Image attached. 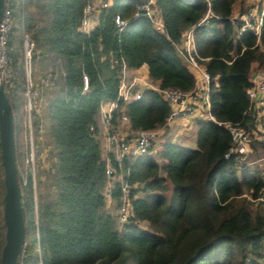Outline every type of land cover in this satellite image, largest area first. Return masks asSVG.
<instances>
[{
    "label": "trees",
    "instance_id": "trees-1",
    "mask_svg": "<svg viewBox=\"0 0 264 264\" xmlns=\"http://www.w3.org/2000/svg\"><path fill=\"white\" fill-rule=\"evenodd\" d=\"M97 23L81 31L83 9L93 0H12L9 39L13 86L8 92L15 127V161L24 215V264H264V170H235L224 158L230 133L219 122L244 123L253 66L264 71V13L259 38L232 21L255 7L252 0H154L163 30L140 10L146 0H104ZM259 10L262 5L259 4ZM236 7L238 10L236 11ZM209 10L208 23L194 29L197 53L213 81V120L195 117L196 149L165 142L156 153L125 158L106 176L98 119L100 104L117 97L121 65L147 73L162 88L190 91L194 75L177 51L184 32ZM119 15L127 24L118 29ZM35 47L32 73L46 106L32 115L35 171L24 124L25 75L20 34ZM88 89L82 90V75ZM171 104L153 90L140 99L118 100L110 131L134 137L164 126ZM127 124H121L122 117ZM218 122V123H217ZM25 129V128H24ZM28 132V128L26 129ZM23 140V141H22ZM103 143V145H102ZM264 143V142H263ZM264 150V146L262 147ZM108 160V161H107ZM32 167V168H31ZM119 169V170H118ZM35 173V174H34ZM127 185L126 193L121 190ZM111 180L110 195L106 186ZM3 169L0 166V252L4 243ZM124 195L131 215L123 224ZM148 222L154 231L140 226ZM18 260V261H19Z\"/></svg>",
    "mask_w": 264,
    "mask_h": 264
},
{
    "label": "built area",
    "instance_id": "built-area-1",
    "mask_svg": "<svg viewBox=\"0 0 264 264\" xmlns=\"http://www.w3.org/2000/svg\"><path fill=\"white\" fill-rule=\"evenodd\" d=\"M12 0H5L3 14L0 20V86L3 87L6 93L10 92L13 86V70L10 66V47L9 39L12 32L14 20L10 8ZM154 0H146L141 6L140 10L144 11L145 15L151 20L157 30H163V23L158 15ZM108 1L93 0V2L86 4L83 9V16L81 21V31L88 33L97 23L101 8L107 7ZM264 13V5L259 10L249 9L240 14L232 15L231 20L240 23L241 32H251L259 38L262 26V18ZM211 13L209 10L206 14L192 27L188 28L183 34V43L177 46V51L182 57L184 63L194 75V88L190 91H181L176 88H162L157 81L149 77L147 72L140 69L129 70L126 64L122 62L120 81L118 85L117 97L114 100L105 101L100 104L98 119L103 130V140L106 147V155L109 152L113 153L116 166H112L107 162L106 176L110 179L116 172L118 167L122 168L125 158H133L136 155L143 153H156L160 147H156V139L163 133L165 128L174 122H178L185 116H190L196 110L201 111L200 117L207 120H213L210 114V97L209 92L213 78L210 73L204 68L200 61L206 60L201 57L196 50L194 39V29L197 26L208 23ZM114 24L118 29L123 28L127 24V20H123L119 15H115ZM20 55L23 64L25 75L24 96L25 107L27 110L28 129L32 138V115L36 114L42 116L46 102L41 92L46 85V78L40 77L41 86L38 85L36 78L32 73V60L34 52V41L30 34L24 32L22 29L20 34ZM249 79L251 87L247 90L249 105L244 112V123H230L219 122L228 129L231 137L230 147L224 154V158L233 157L236 160L235 170L240 172L244 169H251L255 161H250L251 153L255 146H264V71L256 67L250 71ZM82 90L88 89V77L86 74L82 75ZM144 90H153L160 94L163 99L168 101L172 110L166 118L165 124L162 127L155 129H148L139 131L134 137L125 138V134L110 131V118L112 111L117 107L118 100L122 99L124 102L130 99H140ZM125 116L121 119V124H127ZM218 123V122H217ZM33 155V143L31 140ZM0 166H1V150H0ZM118 169V170H119ZM252 170V169H251ZM254 171V170H253ZM121 181V190L126 193L127 185L123 183L121 174L119 175ZM106 186L105 193L110 195L111 180ZM128 200L124 195V201ZM258 201L264 205V195L257 198ZM131 215L130 204L126 201L119 209V221L124 223ZM23 247L21 255L23 253ZM20 258V255H19ZM18 258V260H19ZM17 264H24L19 260Z\"/></svg>",
    "mask_w": 264,
    "mask_h": 264
},
{
    "label": "water",
    "instance_id": "water-1",
    "mask_svg": "<svg viewBox=\"0 0 264 264\" xmlns=\"http://www.w3.org/2000/svg\"><path fill=\"white\" fill-rule=\"evenodd\" d=\"M5 0H0V20ZM15 127L8 94L0 86V150L3 169L4 243L0 252V264H17L24 245L25 225L15 161Z\"/></svg>",
    "mask_w": 264,
    "mask_h": 264
},
{
    "label": "rangeland",
    "instance_id": "rangeland-1",
    "mask_svg": "<svg viewBox=\"0 0 264 264\" xmlns=\"http://www.w3.org/2000/svg\"><path fill=\"white\" fill-rule=\"evenodd\" d=\"M255 4V7H253L252 9H259V4H261L262 6L264 5V0H252L248 3H245V6L247 4ZM238 10V7H236V11ZM234 14H236V12H234ZM183 43V40L181 41V44ZM21 48V47H20ZM20 53V52H19ZM20 59H21V55H20ZM18 118L21 119L22 125L24 124V126H22L23 128V135L25 134V139L24 140H28V144H29V155L28 158L26 159L27 161H31V165H33V172L35 171V161H36V157L34 154V146H33V155H32V159H30L31 156V140L33 138H31V133L28 129V132L26 131V129L28 128V122H27V110L25 105L22 108V116H21V112H18ZM180 121V120H179ZM178 121V122H179ZM181 122V121H180ZM184 124L180 125V128L182 129L183 133L182 135L179 137L177 136L178 131H180V129L178 128L179 126H172V124H169V126L167 128H165V130L163 131L162 134L159 135V137H157L156 139V147H161L165 142H175V143H179L187 148L190 149H196L197 147V143H196V125H195V120L193 118H188L182 121ZM31 125H32V119H31ZM172 126V127H171ZM33 133V132H32ZM23 141V140H22ZM103 145V143H102ZM259 159V160H258ZM250 161L254 160L255 164L252 165L251 169L254 170V172L258 173L259 171H263L264 170V150H255L254 154L251 155ZM32 168V167H31ZM238 174H240V172H237ZM35 174V173H34ZM140 226L154 231V228L148 223V222H141Z\"/></svg>",
    "mask_w": 264,
    "mask_h": 264
},
{
    "label": "crops",
    "instance_id": "crops-1",
    "mask_svg": "<svg viewBox=\"0 0 264 264\" xmlns=\"http://www.w3.org/2000/svg\"><path fill=\"white\" fill-rule=\"evenodd\" d=\"M254 68H255V66H253V67L251 68V70L254 69ZM139 69H140L141 71H143V72H147V67H146V66H142V67L139 68ZM200 115H201V111H200V110H198V111L196 110V111H195L193 114H191L190 116L187 115V116H185L183 119H181V120H180L181 122H180V121H179V122L176 121V122L172 123V126H174V125H175V126H179L178 128L180 129V131H178L177 136L180 137V136L182 135V133H183L182 129L180 128V125H181V124H184L182 121L185 120V118L188 119V118L190 117V118H193V119H194L195 117H200ZM172 126H171V127H172ZM103 143H104V141H103ZM255 150H260V151H261V150H263V149H262L260 146H255V149L253 150V152L251 153V155L254 154ZM258 160H259V159H258Z\"/></svg>",
    "mask_w": 264,
    "mask_h": 264
}]
</instances>
